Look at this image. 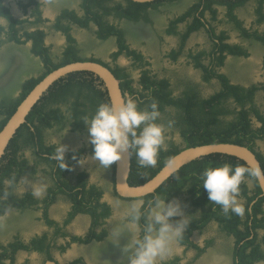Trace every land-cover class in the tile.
I'll list each match as a JSON object with an SVG mask.
<instances>
[{
	"label": "flooded vegetation",
	"instance_id": "1",
	"mask_svg": "<svg viewBox=\"0 0 264 264\" xmlns=\"http://www.w3.org/2000/svg\"><path fill=\"white\" fill-rule=\"evenodd\" d=\"M77 62L103 66L123 98L132 96L140 108L155 101L160 120L172 121L155 165L142 167L130 155L129 185L145 183L179 152L210 143L245 146L264 169V0H0V131L44 85L0 156V264H127L121 246L128 234L114 245L108 222L123 204L155 193L179 200L192 220L164 264H264L258 178L245 174L240 185L242 216L225 214L202 186L204 168L246 163L235 155L207 153L152 192L118 193L116 161L103 168L92 159L81 120L98 106L89 103H111L104 79L80 68L46 82ZM66 128L61 142L88 158L79 165L66 152L70 170L49 158L47 143ZM13 174L43 180L48 189L36 198L25 185L3 197Z\"/></svg>",
	"mask_w": 264,
	"mask_h": 264
},
{
	"label": "clouds",
	"instance_id": "2",
	"mask_svg": "<svg viewBox=\"0 0 264 264\" xmlns=\"http://www.w3.org/2000/svg\"><path fill=\"white\" fill-rule=\"evenodd\" d=\"M160 117L161 111L155 101L147 108H140L132 96L125 97L123 102L115 105L110 102L100 103L91 116L81 117L87 127L92 159L98 160L99 166L107 168L121 160L125 152H129L130 155L135 154L138 165H155L165 142V128L172 124L171 120L162 122ZM66 131L67 128L62 135L57 134L47 140L52 149L49 158L55 160L62 170L73 167L65 160L66 152H70L69 159L79 165H84L88 159L77 148L61 142ZM90 171L92 175L93 170ZM245 174L264 178V169L258 163L232 165L227 162L204 168L200 176L208 200L220 205L225 214L231 211L242 216L245 205L240 200V185ZM4 184L3 197L17 190L24 191L25 185H29L31 194L40 198L49 186L43 180L26 176L18 179L15 174L6 178ZM167 195L155 193L148 199L136 197L123 204L118 217L109 220L111 231L107 239L114 245L119 246L120 237L128 234L129 238L121 246L122 252L127 255V264H164L172 255L174 244L183 239L185 229L192 220L189 215L182 214L180 201L167 200ZM117 204L121 202L117 201ZM177 216L180 218L175 221L171 219ZM104 264L110 262L106 260Z\"/></svg>",
	"mask_w": 264,
	"mask_h": 264
},
{
	"label": "water",
	"instance_id": "3",
	"mask_svg": "<svg viewBox=\"0 0 264 264\" xmlns=\"http://www.w3.org/2000/svg\"><path fill=\"white\" fill-rule=\"evenodd\" d=\"M80 68H89L94 70L100 75L105 81L108 88V93L112 104H119L123 102L124 98L122 96L121 90L117 84L116 79L112 74L103 66L90 63V62H77L72 63L68 66L56 69L47 78L49 80L58 77L63 72L67 70H74ZM44 89V85H39L35 90L32 91L28 99L20 103L16 111L9 118L7 123L0 131V156L4 151L6 144L11 138L17 127L26 120V115L31 110L34 105V100ZM220 152L235 155L243 159L248 165L259 164L254 154L245 146L234 144V143H210L203 144L193 148L183 150L176 154L156 175L145 183L138 186H131L127 182L128 171L130 168V154L125 152L121 160L116 161L117 172H116V189L119 194L124 196H136L152 192L155 188L161 184V182L167 178L174 170H176L180 165L184 164L190 159L196 158L207 153ZM262 194L264 195V178H258Z\"/></svg>",
	"mask_w": 264,
	"mask_h": 264
},
{
	"label": "trees",
	"instance_id": "4",
	"mask_svg": "<svg viewBox=\"0 0 264 264\" xmlns=\"http://www.w3.org/2000/svg\"><path fill=\"white\" fill-rule=\"evenodd\" d=\"M87 104V103H86ZM91 107H96L97 105H99L100 103H89ZM88 105V104H87ZM88 107V106H87ZM90 110V109H89ZM164 157V156H162Z\"/></svg>",
	"mask_w": 264,
	"mask_h": 264
}]
</instances>
